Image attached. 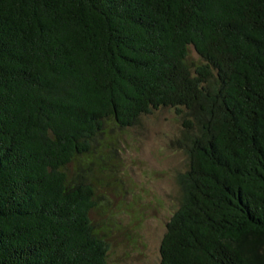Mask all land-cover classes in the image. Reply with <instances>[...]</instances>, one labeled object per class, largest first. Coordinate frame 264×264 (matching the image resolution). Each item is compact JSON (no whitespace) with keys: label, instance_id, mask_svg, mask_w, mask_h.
I'll return each mask as SVG.
<instances>
[{"label":"trees","instance_id":"trees-1","mask_svg":"<svg viewBox=\"0 0 264 264\" xmlns=\"http://www.w3.org/2000/svg\"><path fill=\"white\" fill-rule=\"evenodd\" d=\"M161 108L189 161L161 264H264V0H0V264H109L117 133Z\"/></svg>","mask_w":264,"mask_h":264},{"label":"rangeland","instance_id":"rangeland-1","mask_svg":"<svg viewBox=\"0 0 264 264\" xmlns=\"http://www.w3.org/2000/svg\"><path fill=\"white\" fill-rule=\"evenodd\" d=\"M190 60H199L194 49ZM184 118L161 108L117 133V176L102 187L105 208L95 213L99 228L107 227L109 264H161L167 223L180 205L178 176L189 163L178 143Z\"/></svg>","mask_w":264,"mask_h":264}]
</instances>
